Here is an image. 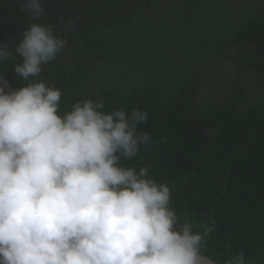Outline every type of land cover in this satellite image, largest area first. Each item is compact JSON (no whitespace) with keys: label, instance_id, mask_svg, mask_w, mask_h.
<instances>
[{"label":"trees","instance_id":"16d2710c","mask_svg":"<svg viewBox=\"0 0 264 264\" xmlns=\"http://www.w3.org/2000/svg\"><path fill=\"white\" fill-rule=\"evenodd\" d=\"M43 6L42 21L68 40L40 77L61 90L60 114L87 98H102L107 111H146L139 130L151 140L122 163L147 167L169 187L181 223L192 221L197 232L215 223L207 256L222 262L243 249L264 264V0ZM31 22L20 0H0V43L14 50ZM18 62L0 64L14 89L27 83L14 73Z\"/></svg>","mask_w":264,"mask_h":264},{"label":"clouds","instance_id":"9594fccd","mask_svg":"<svg viewBox=\"0 0 264 264\" xmlns=\"http://www.w3.org/2000/svg\"><path fill=\"white\" fill-rule=\"evenodd\" d=\"M20 2L32 22L14 50L0 43L27 82L0 88V264H256L243 249L207 256L215 223H181L169 187L122 163L151 140L146 111L87 98L60 114L61 90L40 77L68 40L42 21L45 0Z\"/></svg>","mask_w":264,"mask_h":264},{"label":"water","instance_id":"95a60500","mask_svg":"<svg viewBox=\"0 0 264 264\" xmlns=\"http://www.w3.org/2000/svg\"><path fill=\"white\" fill-rule=\"evenodd\" d=\"M0 88H3L6 93H10L14 90L13 85L9 80L0 72Z\"/></svg>","mask_w":264,"mask_h":264},{"label":"rangeland","instance_id":"374dc122","mask_svg":"<svg viewBox=\"0 0 264 264\" xmlns=\"http://www.w3.org/2000/svg\"><path fill=\"white\" fill-rule=\"evenodd\" d=\"M220 67H221L222 71L227 72L226 74H232V75L235 74V72L232 71L231 69H229L226 65H221ZM213 71L222 75L221 70L219 68V64H216V66H214Z\"/></svg>","mask_w":264,"mask_h":264}]
</instances>
